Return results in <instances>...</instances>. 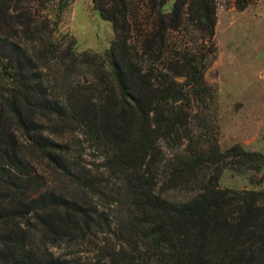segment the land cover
<instances>
[{
	"label": "trees",
	"instance_id": "obj_1",
	"mask_svg": "<svg viewBox=\"0 0 264 264\" xmlns=\"http://www.w3.org/2000/svg\"><path fill=\"white\" fill-rule=\"evenodd\" d=\"M166 1L93 0L113 29L101 54L55 41L70 0H0V264H264V186L220 184L264 152L218 142V0ZM98 231L93 256L53 249Z\"/></svg>",
	"mask_w": 264,
	"mask_h": 264
},
{
	"label": "rangeland",
	"instance_id": "obj_2",
	"mask_svg": "<svg viewBox=\"0 0 264 264\" xmlns=\"http://www.w3.org/2000/svg\"><path fill=\"white\" fill-rule=\"evenodd\" d=\"M173 1L167 0L164 9L169 10ZM53 37L63 47L71 37L77 50L105 54L113 38V29L110 21L94 7L93 0H70ZM213 41L215 51L207 59L204 78L216 89L211 111L218 123L219 145L226 148L238 142L246 148L264 152V0H250L242 9L236 7L235 0H218ZM191 125L195 128L194 119ZM160 144L166 155L181 150L184 145L173 149L165 140H160ZM84 145V161L96 169L99 151L89 147L87 142ZM43 171L48 178L54 177L47 166ZM112 181H108L110 186L116 187L118 181ZM220 184L262 187L264 164L257 171L225 169ZM109 193L95 198L99 209L109 211L116 218L125 208L115 200V194ZM107 235L98 231L74 243L63 241L53 249L66 255L93 256L102 241L108 239Z\"/></svg>",
	"mask_w": 264,
	"mask_h": 264
}]
</instances>
